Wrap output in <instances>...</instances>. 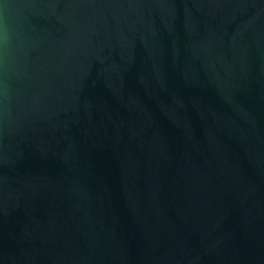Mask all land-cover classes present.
I'll list each match as a JSON object with an SVG mask.
<instances>
[{
	"label": "water",
	"instance_id": "95a60500",
	"mask_svg": "<svg viewBox=\"0 0 264 264\" xmlns=\"http://www.w3.org/2000/svg\"><path fill=\"white\" fill-rule=\"evenodd\" d=\"M0 16V264H264V0Z\"/></svg>",
	"mask_w": 264,
	"mask_h": 264
},
{
	"label": "clouds",
	"instance_id": "9594fccd",
	"mask_svg": "<svg viewBox=\"0 0 264 264\" xmlns=\"http://www.w3.org/2000/svg\"><path fill=\"white\" fill-rule=\"evenodd\" d=\"M6 27H5V23L3 20V17L0 16V34H3V37L6 39Z\"/></svg>",
	"mask_w": 264,
	"mask_h": 264
}]
</instances>
